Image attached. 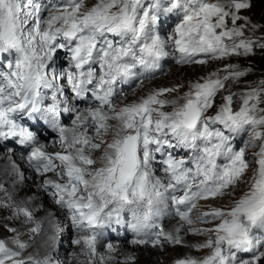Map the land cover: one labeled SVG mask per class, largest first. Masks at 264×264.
Returning a JSON list of instances; mask_svg holds the SVG:
<instances>
[{
	"label": "snow or ice",
	"instance_id": "obj_1",
	"mask_svg": "<svg viewBox=\"0 0 264 264\" xmlns=\"http://www.w3.org/2000/svg\"><path fill=\"white\" fill-rule=\"evenodd\" d=\"M251 7V0H96L91 7L85 0H0V142L31 148L28 162L35 172L54 173L55 179L43 181L44 190L68 211L77 229L92 231L73 241L85 245L88 255L96 252L94 230L122 209L133 211L138 227L146 228L155 226L162 205L171 201L179 220L190 226L198 202L230 196L228 207L196 216L195 222L212 223V228L187 229L209 233L196 247L210 249V254L176 264L264 260V239L257 234L264 230V81L242 91L237 107V93L228 85L239 83L247 70L223 63L190 82L177 99L161 97L181 85L115 106L126 86L154 78L170 48L180 54L177 63L192 65L264 49V37L253 38L264 25L241 15ZM169 14L180 22L172 34L162 35L160 26ZM250 30L253 36L247 35ZM61 51L65 65L58 63ZM168 106L171 111L165 110ZM210 110L215 114L209 115ZM53 132L63 151L49 154L42 141ZM244 135V147L235 148ZM108 136L110 143L96 139ZM248 147L259 149L255 166L246 158ZM178 149L186 155L178 157ZM94 152L102 153L99 161ZM158 165L163 177L157 175ZM249 171L251 181L237 197ZM0 192L7 197L0 198V207L13 209L15 219L23 216L24 224H34L29 231L44 236L54 253L56 221H36L33 210L16 204L2 184ZM183 223L175 233L158 232L154 239L135 243L181 244ZM8 230L15 235L0 239V264H55L47 254L42 261L25 256L28 242L17 229Z\"/></svg>",
	"mask_w": 264,
	"mask_h": 264
},
{
	"label": "rangeland",
	"instance_id": "obj_2",
	"mask_svg": "<svg viewBox=\"0 0 264 264\" xmlns=\"http://www.w3.org/2000/svg\"><path fill=\"white\" fill-rule=\"evenodd\" d=\"M95 2L96 0H85V5L86 7H91L92 4H94ZM213 2H215V0H213ZM251 4L252 7L250 9L241 10V15L249 17L252 23L254 24L264 25V20L262 19V16L264 17V0H251ZM179 22L180 20H178L175 23H172L173 24L172 32L170 34L174 32L175 26ZM240 23H243V21H240ZM259 29H264V27H261ZM258 31L261 33V35L263 34V31L260 30ZM256 50L264 51V49H261L259 47H256ZM169 51L171 54L163 58L166 63L163 70L156 72L154 78L144 79L142 84L128 87V89L125 91L126 94L124 96L119 97L115 101V106L117 107V109L127 104H131L133 102H139V100L142 97H146L148 94L155 92L159 89L173 88L177 85H181L182 87L180 88L179 91L165 93L164 96L161 97V99H168V100L177 99L179 97H182L183 94L188 91V85L190 82L197 80L199 77L207 75L209 71H214L216 68L222 67L223 63L236 65L234 61L235 57H232L231 59L226 60L224 62L210 61V64H206V65L180 64L177 63L180 54L176 52L174 48H170ZM244 60L246 61L247 59L244 58ZM236 88H237L236 83H231V82L229 83L228 89L232 90V92L237 93L234 100H238V98H240L239 94L242 92V89L236 90ZM219 103H220V98L217 97V106L219 105ZM165 110L171 111L172 110L171 106H168ZM214 114H215V110H210L209 115H214ZM110 123L115 124L116 121H110ZM67 126L71 127L72 124ZM50 137H52L53 140L52 142L51 140L50 142H48L49 145H52L54 139L58 140L57 149H53L52 151L54 153H56L57 150L58 152H62L63 149L61 148L58 135L56 133H53ZM96 139L97 141L104 139L108 143L111 142V136L96 137ZM247 139L248 136L244 135L242 141L235 143L234 146L237 149L243 148L244 141ZM7 146H8L7 148L0 150V156L3 155L4 152L9 151L8 150L9 148H12L11 145H7ZM258 150H259L258 148H253V147H248L245 150L246 158L249 160L252 166H255L256 158L254 156V153H256ZM28 153L29 152H27V154L26 152L20 153L21 160H24V157L28 155ZM101 154L102 153L99 152L92 153L93 158L97 159L98 161H99V156ZM176 154L179 157L186 155V152L178 149ZM156 171H157V175L163 177L164 173L162 167L158 165ZM251 176H252V172L249 171L242 178V181L237 188V192H236L237 197L241 195L244 190L247 189V186L251 181ZM0 180H3L1 170H0ZM0 184H2L4 188L9 193H11L10 188L4 185L1 181ZM27 190H28L27 187L23 188L20 194L25 193V191ZM39 193L42 194L43 192L40 191ZM11 195L13 196L14 202L21 206H27L26 201L24 200L23 197H25L26 200L29 202L34 201V199L32 198L33 194H29V195L22 194L21 196L19 194L16 195L11 193ZM0 198L5 200L7 199L4 192H0ZM231 200L232 197L225 196V197H217L215 199H210L208 201L198 202L197 208L191 214L194 223L190 226L179 220V217L176 215L175 208L173 207L174 204H172L171 201L162 205L160 213L158 215L159 219L163 222V227L160 230V232L162 231L163 233H175V230L179 228L183 223V228L179 232V236L183 241L181 244L166 242L163 244L154 245L151 242L142 243V244L140 243L133 244L135 242L130 243L126 241L122 242L121 236L120 235L116 236L114 234L115 231L113 230V228H111L116 222L124 223L123 218L126 215L124 211H120L119 216L114 215L106 219L101 226L97 227L94 230L97 238L95 241L96 252L95 255L92 256V258L88 257L90 255L87 254L88 249L85 245L73 243L74 240L80 239L86 235L93 234L92 231H84L85 232L84 234H81V232H77L79 230H77V228L73 224L70 214L66 209L61 208L62 213L63 214L65 213L70 218L69 220L71 222V225L73 226L74 232L76 233V237L72 238L68 228H65L66 223L65 222L60 223V221L58 220L57 221V224L59 225L58 234L63 236L62 238L58 239V248L59 250H62L66 254L70 255L71 253L68 250L70 246H68V244H72L73 258H70L68 264H89L90 260L94 261V264H176V261L182 258H195L197 260H202L203 258H205L207 255L210 254L211 250L205 248L198 249L196 246L205 243V241L209 238V233L189 232L187 231V229L189 227L193 229L212 228L213 227L212 223L205 224L202 222H195L196 216L204 211H210L215 208H220V207L226 208L230 205ZM42 201L44 204L50 206L49 210H46L44 208L42 209L37 208V210H34L35 208H30V207L29 208L33 210L36 221L45 222L48 219H50L49 212L47 213L46 211H50L51 209L55 210L58 207V205L55 204L54 199L50 194H49V200L47 202L46 200L43 199V197H42ZM169 210H173V212L175 213V217L170 214ZM163 217L165 218V220ZM23 219H24L23 216H21L20 219L13 218V209L8 207H0V239L8 240L12 238L15 235V233L9 231L8 229L9 228L17 229V232L19 233V238L23 241H27L29 244V247L25 250L24 255L25 256L30 255L35 258V256L33 255L35 250L43 251L41 250L42 247L41 243L44 240V236L40 234L33 235L29 231V228L34 226V224H24ZM120 230L121 228L118 227V233L120 232ZM129 235L130 236L128 237L131 239H135V240L139 239V238H134V235L133 236L131 234ZM211 236L212 238H214L215 233H212ZM109 245H112V249H109ZM77 254H78V258L74 260V256ZM240 255L243 256L244 258H248L251 254L241 253ZM64 260H66L64 254H59L58 256H56L55 263L63 264ZM261 264H264V260L261 261Z\"/></svg>",
	"mask_w": 264,
	"mask_h": 264
},
{
	"label": "bare ground",
	"instance_id": "obj_3",
	"mask_svg": "<svg viewBox=\"0 0 264 264\" xmlns=\"http://www.w3.org/2000/svg\"><path fill=\"white\" fill-rule=\"evenodd\" d=\"M169 23H171V21H168V24ZM161 34L163 35V32H161ZM59 57L60 58L58 60V63L60 65H65V63H66V61L64 59L65 53L61 51L59 53ZM80 107L84 108V107H86V105L82 104V105H80ZM63 123L67 126V125L72 124V121H71V119L65 118L63 120ZM53 133H51V135ZM46 136H47V139L42 141V143L44 145L43 150L49 154H53L54 152L52 150L57 149V147H58V140L54 139L52 145H49L48 142H50V140L52 142L53 139H52V137H50L47 134H46ZM7 145H11L12 149L17 151L18 153L15 152L14 150L12 152L6 151L3 153V155L0 156V170H1V174L3 176V180H0V181L4 185H6L8 188H10V191L12 194H16V195L19 194L21 196H22V194H26V195L33 194L32 198L34 199V201H32V202L27 201L26 198L23 197L24 200L26 201V204L28 207L35 208L34 210H37V208H40V209L44 208L46 210H49L50 206L47 204H44L42 201V197L44 200H46V202L49 200V194H48V192H46L44 190L43 181L46 179H49V180L55 179L56 177H55L54 173H47L44 176L38 175L35 172V169L28 162V156H29L30 152L28 153V155H26V154H27V150H29V148L21 147V146L13 144L11 142L9 144H6L5 142H0V150L7 148L8 147ZM25 152H26V154H25L26 156L24 157V160H21L20 153H25ZM57 152H58V150H57ZM13 165H15V169L13 168ZM21 174L23 175L22 180L20 179ZM13 185H15V186H13ZM26 187L28 188V190L25 191V193L20 194L22 189L26 188ZM40 191H42L43 193L40 194L39 193ZM121 211H124V213L126 215L123 218V220H124V223H122L123 229L120 230L119 233H117V234L114 233V234L116 236L120 235L122 242L123 241L130 242V243L135 242L136 241L135 239H131L128 236H130L129 234L134 231V227L138 226L137 217L133 213V211H131L127 208L122 209ZM46 212L47 213L49 212L50 219L55 220L56 223L58 220L60 221V223L65 222L66 223L65 228H68L72 238L76 237V233L74 232L73 226L71 225V222L69 220L70 218L65 213L64 214L62 213V209L60 208L59 205L55 210L51 209L50 211H46ZM169 212L172 216L175 217V213L173 212V210H169ZM164 220H165V218H164ZM134 225H136V226H134ZM77 230H79L77 232H81V234L85 233L84 232L85 230H81V229H77ZM140 235L141 234H138V236H140ZM62 237L63 236L58 234V239L62 238ZM134 238H139V237H134ZM139 239H142V238H139ZM119 243H121V242H119ZM41 244H42L41 250H43V251L35 250V252L33 253V255L35 256V259L38 261L44 260L46 254L48 256L53 257L55 261H56V256H58L59 254H64V257L66 258V260H64L63 264H68V262L70 261V258H73V256H72V250H73L72 244H68V246H70L68 249L69 252L71 253L70 255L66 254L62 250H59L58 247L54 253L49 252L47 247L44 244V240L42 241ZM133 244H136V243H133ZM140 244H142V243H140ZM97 245H99V244H97ZM99 248H100V246H99ZM85 257H87V256H85ZM88 257L92 258V256H88ZM76 258H78V254L74 256V260Z\"/></svg>",
	"mask_w": 264,
	"mask_h": 264
},
{
	"label": "trees",
	"instance_id": "obj_4",
	"mask_svg": "<svg viewBox=\"0 0 264 264\" xmlns=\"http://www.w3.org/2000/svg\"><path fill=\"white\" fill-rule=\"evenodd\" d=\"M264 20V17L262 16ZM162 27H165L162 25ZM263 31V34L258 31ZM255 31L254 36L253 32H248L247 35L253 36L254 39L260 40L264 37V29H258ZM172 31V30H171ZM244 58L247 60L245 61ZM235 64L238 65L240 69L247 70V74L241 78L239 83H236L237 89H242L244 91L247 88L257 87L261 81H264V51L254 50L253 54L247 56H238L234 58ZM232 91V90H231ZM240 103V98L234 100V104L238 107Z\"/></svg>",
	"mask_w": 264,
	"mask_h": 264
}]
</instances>
